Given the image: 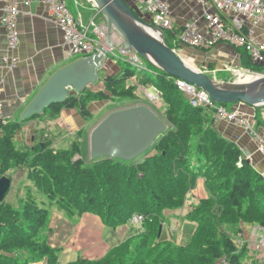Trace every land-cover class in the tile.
<instances>
[{
	"label": "trees",
	"instance_id": "16d2710c",
	"mask_svg": "<svg viewBox=\"0 0 264 264\" xmlns=\"http://www.w3.org/2000/svg\"><path fill=\"white\" fill-rule=\"evenodd\" d=\"M167 34L171 36L165 33L166 44L173 48ZM233 48L241 68L264 74V64L255 63L245 49ZM145 63L147 70H141L117 59L121 71L100 79L103 88H86L22 122H0V179L12 181V172L23 168L49 199V204H40L28 196L18 208L6 198L0 201V264H60L61 250L53 248L46 235L48 205H57L69 217L93 214L112 229L134 215L144 217L136 241L129 239L103 258L79 257L68 264H220L224 259L230 264H264L249 257L247 246H237L245 228L264 226V176L236 143L215 129L211 109L193 107L171 76ZM134 79L161 93V117L168 131L152 147L153 154L139 163L111 158L87 162L82 157L83 131L73 136L71 148L55 146L58 136H66L56 122L62 111L81 109L89 120L94 102L142 99ZM32 121L46 125L35 129L32 146L20 149L18 133ZM202 179L208 197L196 201L183 217L196 228L185 244L164 240L160 227L167 224L168 213L182 210Z\"/></svg>",
	"mask_w": 264,
	"mask_h": 264
},
{
	"label": "crops",
	"instance_id": "0c3cea01",
	"mask_svg": "<svg viewBox=\"0 0 264 264\" xmlns=\"http://www.w3.org/2000/svg\"><path fill=\"white\" fill-rule=\"evenodd\" d=\"M88 2L89 4H80L85 8L94 10L91 7V4H93L92 0H88ZM170 2L173 9L174 20L178 24L182 25L185 21L193 18V16L199 12V7L194 0H170ZM3 7L4 0H0V20L3 15ZM19 9L21 12L18 18V27L21 34L20 46L17 52L19 62L13 69L3 61V56L7 53V34L0 22V100H2L4 104V117L6 119L22 122L25 111L53 76L80 58L73 57L68 47L65 46L63 35L52 22L43 0H19ZM74 14L78 18V15H76V13ZM78 20H81L84 25L89 24L84 23L81 15ZM255 34L264 42V26L256 28ZM184 50L185 54L191 55L189 49ZM194 54L196 56L199 54L203 55V53L195 52ZM208 54L213 56V61H216L218 58L223 59L224 56H230L237 59V62L240 63L238 54L235 52L234 48L229 45H219L214 51H209ZM202 58H205V56H202ZM112 61L113 60L106 62L101 69L104 71L106 70L107 75H115L121 71L120 68L117 67V62L114 60V63H111ZM207 72V74L222 82L232 81V78L229 79L226 76H220L217 70ZM236 106L240 107L243 113L256 115L259 130L264 132V106L250 107L245 104H237ZM78 112V109H66L62 111L56 122L68 137L73 138L78 132L83 131L81 141L84 145V141L90 138L96 126L90 127L89 129V121L87 119L84 120ZM260 118H262V121ZM48 122L53 123L52 120ZM29 123H34L31 124L34 129L42 128L46 125L45 122L38 123L32 121ZM214 127L223 137L236 143L241 148L243 157L249 160L253 167L264 176V155L257 151L255 141L242 127L226 121L220 122L214 125ZM26 130L28 134L24 135L23 133H18L17 143L19 141L25 146H32L36 139L35 135L28 127H26ZM42 140L43 138L40 139L41 142ZM195 190L196 188L190 195L194 197V200L198 201L196 198L197 196L194 194ZM194 200L182 210L168 215L169 218L176 217L177 220L184 221L183 217L185 211L188 212L189 209L193 208L192 205L196 202ZM90 217H93L92 214H85L80 217L84 218L80 226L76 225V222L70 223V218L66 220L58 214H56L53 219L50 218L49 233L47 230L46 235L49 244L53 248L61 250L59 257L60 264L74 262L79 257L85 258L81 255L83 252L87 254L85 259L96 260L103 258L112 249L133 238L132 233L134 231L137 234L141 233V230L133 228L130 232H121L122 235L118 238H116L117 232L114 235L108 236L103 233L101 228L95 229L93 226H88L90 219L92 221L93 219L97 221L95 218ZM166 226L168 227L169 225L165 224L162 227L163 234L164 227ZM169 231L171 230L169 229ZM244 231V236L247 238L250 227L245 228ZM249 251L253 253V250ZM252 255L254 257L256 254L253 253ZM254 258L258 261L260 260L258 255Z\"/></svg>",
	"mask_w": 264,
	"mask_h": 264
},
{
	"label": "built area",
	"instance_id": "2783aa9c",
	"mask_svg": "<svg viewBox=\"0 0 264 264\" xmlns=\"http://www.w3.org/2000/svg\"><path fill=\"white\" fill-rule=\"evenodd\" d=\"M144 16L149 17L151 24L164 33H171L172 46L178 55L184 49L198 51H211L219 45H229L245 49L251 59L257 64H264V42L260 40L255 29L264 26V0H194L199 12L188 19L182 25L178 24L173 17V9L170 0H129ZM78 2V1H77ZM52 22L63 35L65 46L71 55L77 58H86L95 54H102L101 64L110 61V57L117 62L122 59L141 70H147L145 60L135 51H127L123 46L115 43L114 36L109 35L105 24L98 25L96 20L99 14L94 2L91 7L97 11L88 25L72 12L68 0H43ZM81 3V2H78ZM21 12L19 0H4L1 25L7 34V53L3 61L11 69L19 62L17 55L20 46V30L18 18ZM166 41V35H165ZM182 50V51H181ZM181 56V55H180ZM245 75H262L249 70H241ZM179 91L189 100L193 107L209 108L213 111V124L226 121L242 127L245 132L253 138L257 145V151L264 155V132L258 127L256 115L243 113L240 107L234 105L231 109L226 105H220L211 101L205 91L186 81L172 78ZM138 93L144 99L151 102L160 100L161 93L156 89V94L150 92L149 88L143 87L136 82ZM243 104V103H239ZM4 117V104L0 100V122L6 123ZM240 159L238 166H241ZM144 217L134 215L129 224L138 226L142 230ZM248 237L239 238L237 246L242 249L247 246L249 250L257 251L259 256L264 252V226L255 225L250 227ZM254 256V257H255ZM260 257V256H259ZM220 264H230L225 259Z\"/></svg>",
	"mask_w": 264,
	"mask_h": 264
},
{
	"label": "water",
	"instance_id": "95a60500",
	"mask_svg": "<svg viewBox=\"0 0 264 264\" xmlns=\"http://www.w3.org/2000/svg\"><path fill=\"white\" fill-rule=\"evenodd\" d=\"M105 17L109 35L117 31L124 48L135 51L172 78L186 81L205 91L212 102L220 105L243 103L250 107L264 106V74L250 80L222 82L191 66L165 41V33L140 18L124 0H92ZM157 31L158 36L151 32ZM103 55L81 58L57 72L25 111L23 121L43 112L55 103H62L72 94L80 95L97 83ZM85 115V112H83ZM168 131L167 122L150 107L141 105L114 111L97 125L90 136L93 161L111 158L133 162L152 149L160 136ZM12 181L0 179V201L5 200ZM162 227H160V235Z\"/></svg>",
	"mask_w": 264,
	"mask_h": 264
},
{
	"label": "rangeland",
	"instance_id": "374dc122",
	"mask_svg": "<svg viewBox=\"0 0 264 264\" xmlns=\"http://www.w3.org/2000/svg\"><path fill=\"white\" fill-rule=\"evenodd\" d=\"M77 1L81 2V3H87V4H89V2H88V0H68L71 10L74 13H76V15H78V18L81 15V18L83 19L84 23L88 24L89 21L91 20L92 16L94 14H96L97 11L85 8L82 6V4L78 3ZM129 5H130V7H132L135 11H137L140 14L139 16H141V18L143 20H145L147 22L149 21V17L144 16L138 10H136L135 5L130 4V3H129ZM190 6H192V5H190ZM96 22L98 25H102V24L106 23V20H105V17L103 16V14L98 15ZM167 35H168L167 36L168 41L172 45L173 39L171 36H169V34H167ZM112 36H114L115 43L119 44L120 48H121L124 44L123 38L121 37V35L117 31H113ZM192 50L193 49H189L191 55L187 54V53L185 54L184 53L185 50H183V51L181 50L182 52L179 55H181V57L183 59H185L188 64L197 68L198 70H201L205 73H208L207 71H210L209 66L213 65L214 66L213 71L217 70L218 73H220V76H226L229 79L232 78V81L233 80L245 81V80L251 79L250 78L251 76L244 75L243 71H241V70H246V69L241 68L240 63H238L237 59H234L233 57L224 56L223 59L218 58V59H216V61H213V59H212L213 56H211V54H208L209 52L205 53V52H200L198 50H193V51ZM212 51H214V49H212L210 52H212ZM194 52L195 53H203V55L199 54L200 56L199 55L196 56L194 54ZM202 56H205V58H202ZM109 57H110V60H113L111 63H114L113 57H111V56H109ZM145 62H146V60H145ZM117 67L121 68L120 65H117ZM152 73H154V72H152ZM106 76H107L106 70L105 71L101 70L99 72V78L100 79L104 80ZM87 88H93L94 90H98L100 88H103V85L101 83V80H99L97 83L90 85ZM149 89H150L151 93H153L154 95L156 94V90L153 87H149ZM72 95H74V93ZM140 97L142 99H139L137 101H128V100L117 99L115 101H98V102L92 103L89 106V110L92 114V117L89 118V120H88L89 121V129H90V127L97 126L98 124H100L112 112L118 111V110H123V109H128L129 107L131 108V107H135V106L145 105V106L150 107L159 116L162 115L161 112H162V108H163V103L161 102V100L151 102L149 100L144 99L142 94H140ZM233 106L229 105L228 108L231 109ZM78 111H79L78 113L85 120L86 119V113L84 116L81 109H78ZM260 120L262 121V118H260ZM31 124H34V123H31ZM31 124L27 123L19 133H23L24 135L28 134L27 130H26V127H28L29 130L31 129L33 131V134L35 135V138H36V131ZM29 126H32V127H29ZM54 133H56L55 130H54ZM87 139L88 140H85L84 145L82 146V156L87 162H92L93 160L91 159V155H90V138H87ZM71 143H72V137L58 136L57 140L55 142V146L59 149H69V148H71V145H72ZM17 145L20 149L24 148V146H25L23 143H20L19 141H18ZM153 153H154V149H151L146 154H144L143 156H141L140 158H138L137 160H135L133 162L139 163L143 159H145L149 154H153ZM198 183L199 184H197V187H196V190L194 193L197 196L196 197L197 200L208 197V191L205 187L203 179H202V181L200 180ZM28 196H32L40 204L43 202H46L49 204L48 197L44 193L39 191L38 188L27 178L25 169H23V168L16 169L12 172V188L6 196V200L18 208L21 206V200L24 198H27ZM192 200H194V197L191 195H188L187 201H186V206H188ZM194 201H196V200H194ZM48 208L50 210V218L51 219H53V217L56 214H58L59 216L61 215L62 218L66 219V220H69V218H70L71 221H69V222L70 223L76 222L75 224L78 226H80V224L83 222L84 218H80L79 216L69 217L67 215V213L63 210H60L57 205H48ZM173 213L174 212H170L168 214L171 215ZM186 213L187 212L185 211V215H186ZM92 216L93 217H90V218H95V220H97V221H94V219L92 221L90 219L88 226H93V227H95V229L101 228L103 233L108 235V236H111L112 234L114 235L117 232L116 238H118L125 231L130 232V231H132L131 229H133V228L136 230H139L138 226H136V227L132 226L129 224V222L124 223L122 226L118 227L117 229H112L107 224H105L101 219H99L97 216H95L93 214H92ZM74 218H76V219H74ZM167 225L170 226V227L169 226L168 227L171 231H169L167 226L164 227L163 239L164 240H170L176 244H185L187 242L189 234L191 232H193V230L196 228V225L194 223H191L187 220L179 221V220H177L176 217L169 218ZM48 233H49V230H48ZM132 235H133L134 240L136 241L138 239L137 233L134 231L132 233ZM249 253H251V251H249ZM253 253L257 254L258 252L253 251ZM253 253H251V255ZM81 255L86 258L87 254L85 252H83ZM251 255H249V257H252ZM259 256H260L259 262L260 263L264 262V252L260 253Z\"/></svg>",
	"mask_w": 264,
	"mask_h": 264
},
{
	"label": "bare ground",
	"instance_id": "6f19581e",
	"mask_svg": "<svg viewBox=\"0 0 264 264\" xmlns=\"http://www.w3.org/2000/svg\"><path fill=\"white\" fill-rule=\"evenodd\" d=\"M153 35H155V36H158L159 35V33L157 32V31H152L151 32Z\"/></svg>",
	"mask_w": 264,
	"mask_h": 264
}]
</instances>
